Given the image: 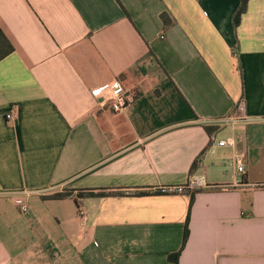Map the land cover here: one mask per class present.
Segmentation results:
<instances>
[{
  "label": "crops",
  "instance_id": "1",
  "mask_svg": "<svg viewBox=\"0 0 264 264\" xmlns=\"http://www.w3.org/2000/svg\"><path fill=\"white\" fill-rule=\"evenodd\" d=\"M242 2L0 0V264H264V0L235 26ZM116 81L117 114L93 96ZM192 176L185 242L191 196L160 190Z\"/></svg>",
  "mask_w": 264,
  "mask_h": 264
},
{
  "label": "built area",
  "instance_id": "2",
  "mask_svg": "<svg viewBox=\"0 0 264 264\" xmlns=\"http://www.w3.org/2000/svg\"><path fill=\"white\" fill-rule=\"evenodd\" d=\"M93 96L97 100H101V105L107 106L113 113H121L125 111L137 98L138 93L135 90H127L120 82H114L102 89L94 91ZM237 110L241 112L240 117L235 118L234 121H247L245 114V104L240 102L237 104ZM13 115H7V119H13ZM232 121V120H231ZM227 123V121H225ZM219 146H231L235 148L236 141L234 138H229L219 142ZM233 166L239 176L246 174L245 162L242 156H236L233 161ZM206 187L205 178L199 176H192L186 185L167 187L160 190L162 194H190L192 191ZM19 207L22 213L29 211L27 202L19 200Z\"/></svg>",
  "mask_w": 264,
  "mask_h": 264
},
{
  "label": "trees",
  "instance_id": "3",
  "mask_svg": "<svg viewBox=\"0 0 264 264\" xmlns=\"http://www.w3.org/2000/svg\"><path fill=\"white\" fill-rule=\"evenodd\" d=\"M247 2H248V0H243L239 10L237 11L235 18H234L235 26L239 25L241 16L247 9ZM161 18L163 20L165 28L172 26L173 23L166 13L162 14ZM14 51H15V49H14L13 45L11 44V42L8 40V38L6 37V35L2 31V29L0 28V62L2 60H4L5 58H7L9 55H11ZM205 130L207 131V133L209 135H212L215 128L206 126ZM195 171H196V162L193 164L191 171H190V174L193 175L195 173ZM202 190L196 189L190 193L191 202H190L189 215H188V219H187V223H186L185 242L187 241V238H188V232H189L188 223H189V219H190L191 207L195 201L196 194ZM114 194H116V193H114ZM118 194H120V193H118ZM71 195L72 194L70 192H64V193H58V194H55V195H52V196H49L46 198L47 199H64V198L70 197ZM107 195H109V194L104 193V192H99V193L90 192V193H84L81 196L82 197H105ZM179 257H180V253L170 257V259L174 260L175 263L178 264Z\"/></svg>",
  "mask_w": 264,
  "mask_h": 264
}]
</instances>
